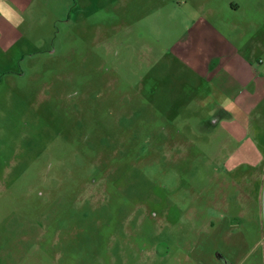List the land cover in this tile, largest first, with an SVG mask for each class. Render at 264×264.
Segmentation results:
<instances>
[{
  "label": "rangeland",
  "instance_id": "374dc122",
  "mask_svg": "<svg viewBox=\"0 0 264 264\" xmlns=\"http://www.w3.org/2000/svg\"><path fill=\"white\" fill-rule=\"evenodd\" d=\"M20 1L18 28L0 18V264H264V102L230 135L240 115L167 53L198 47L207 8L230 32L231 0Z\"/></svg>",
  "mask_w": 264,
  "mask_h": 264
},
{
  "label": "crops",
  "instance_id": "0c3cea01",
  "mask_svg": "<svg viewBox=\"0 0 264 264\" xmlns=\"http://www.w3.org/2000/svg\"><path fill=\"white\" fill-rule=\"evenodd\" d=\"M8 2L20 8L23 7L20 0H8ZM172 5L174 6L173 2ZM263 10L264 3L261 0H241L239 3L231 0L227 5L225 4L220 8L224 20L218 19L223 27L230 32L220 35L215 29L219 25L209 21V16L214 17L217 11L214 8H207L205 10L207 14L196 15V19L192 21L190 26V28H194L193 30L197 28L200 29L198 32L208 34L198 44V47L196 42L189 38L188 41L185 40L178 45L173 44L167 51L169 55L182 62L181 67L183 69L203 79L210 88L220 95L222 94L221 100L227 101L226 103L230 104L233 112L240 115L239 122H229L225 129L226 131L228 129L230 135L236 137L246 135L249 132L248 122L244 116L245 112L254 105L264 102V64L255 68L252 63L255 57L264 56V41H262L261 35L264 27L259 21ZM213 12L215 13L213 14ZM237 15H241V23L235 20ZM0 21L4 22V20ZM239 27L240 33H235L234 30ZM244 27L247 30H252L253 34L247 36L241 32V28ZM233 33L237 36H234ZM213 123L217 124L218 120L214 119ZM251 137V140H255L253 137H259V130L253 131ZM251 144L253 145L252 148L257 151L258 157L264 154V150H258L255 143ZM237 150L233 154L237 153ZM246 165L257 169L261 165L260 158L256 163H247ZM241 214L244 216L241 218L243 220H250L254 216L248 207L245 208V211L242 210ZM223 220L226 221L225 218ZM216 235L217 233L213 234V236ZM246 239V235L238 225L226 222L224 238L222 239L224 251L230 253L237 250L243 251L242 249L247 246Z\"/></svg>",
  "mask_w": 264,
  "mask_h": 264
},
{
  "label": "clouds",
  "instance_id": "9594fccd",
  "mask_svg": "<svg viewBox=\"0 0 264 264\" xmlns=\"http://www.w3.org/2000/svg\"><path fill=\"white\" fill-rule=\"evenodd\" d=\"M0 18H3L15 28L23 23V15L8 0H0Z\"/></svg>",
  "mask_w": 264,
  "mask_h": 264
}]
</instances>
